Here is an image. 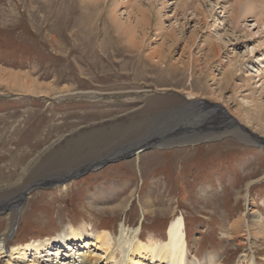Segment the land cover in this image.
<instances>
[{
  "label": "rangeland",
  "instance_id": "1",
  "mask_svg": "<svg viewBox=\"0 0 264 264\" xmlns=\"http://www.w3.org/2000/svg\"><path fill=\"white\" fill-rule=\"evenodd\" d=\"M115 2L122 21L137 13L140 2L149 10L147 25L132 14L137 47L127 45L111 23L109 10ZM235 3L0 0V68L28 75L46 91L30 95L0 87V189L11 187L0 191V200L18 202L17 208H0V237L13 224L8 249L55 238L70 225L84 223L106 228L116 237L126 225L140 229L145 242L150 236L164 239L168 225L181 215L197 260L215 256L223 264H239L240 257L252 251L257 264H264V238L251 247L228 235L232 223L244 214L252 222L253 211L259 210L264 221V141L256 139L264 138V126L247 122L245 111L252 105L242 102V97H251L264 104V80L258 85L259 79L252 80V88L243 80L256 71L264 46L258 48L257 37L237 33V40L232 35L230 8ZM263 7L261 2L257 12L262 21ZM171 31L178 42L169 39ZM218 33L224 36L223 50L208 64L207 50L200 49ZM164 45L170 51L167 61L148 58ZM186 45L192 55L183 53ZM189 57L188 69L181 63L171 68L172 61ZM229 61L237 71L229 86H219ZM193 101L203 106V118L193 120L188 131L158 126L165 114L188 110ZM146 135L156 140L150 145L165 140L172 141L171 146L112 162L65 188H38L23 200L31 184L78 173L79 167ZM12 210L15 218L10 219ZM93 254L105 258L101 251ZM0 264H7V259Z\"/></svg>",
  "mask_w": 264,
  "mask_h": 264
},
{
  "label": "bare ground",
  "instance_id": "2",
  "mask_svg": "<svg viewBox=\"0 0 264 264\" xmlns=\"http://www.w3.org/2000/svg\"><path fill=\"white\" fill-rule=\"evenodd\" d=\"M99 1L100 0H83V2L85 3L89 2L91 4L92 2L98 3ZM104 1L106 3L107 0ZM230 1L232 2L233 0ZM261 2H263L264 4V0H236V3L231 5L230 8L231 9L230 12L232 13L231 16L232 35L236 39L238 38L237 40H239L238 34L241 33H244L243 37L246 38L257 37L259 41L261 40L258 45V48H262L264 46V21H262V19L258 18L257 16V12ZM218 4L219 2L216 3V6ZM137 6H138L137 13L136 14L135 12L129 13V19H126L125 21H122L124 19H122L120 15H117L116 10L118 5L116 4V2L114 6L109 10L110 20L112 21L111 23L113 24L115 30L117 31L116 33L117 34L119 33L120 36H122V38L124 39L127 45L135 46V47H137V43H138L136 41L138 29H136L135 28L136 25L133 24L132 14L137 15L134 16L135 17L134 19L139 17L137 20L139 24L147 25L149 21V16L147 15L149 10L147 8L144 9L143 7L144 5L141 2ZM263 11H264V7H263ZM198 12H199L198 16L199 15L202 17L204 16L203 11L199 10ZM217 24L216 26L218 27ZM247 24H251V25H247ZM161 28H162V24L161 22H159L158 29ZM171 32L172 33L169 35V39L171 38V40H173V43H175L174 41H177L176 35H173L175 31H171ZM220 34L221 33H218L217 37L212 35V38L209 39L208 41H205L206 44H203L202 49H200L201 51L207 50L205 57L208 58V64L214 61L218 57V53L223 50V46H221L222 44L220 42L223 40L224 36L221 37ZM195 38H197V36ZM254 40L256 41V39ZM194 44L196 45V43ZM165 46L166 45H164L163 48H159L155 51L153 50V52H150L147 55L148 58L153 61H157L158 63H163V61H167V58L169 57L167 54H169L170 51H168L167 53ZM185 47L188 48L189 50L188 49L184 50L183 53L187 52L190 55H192L191 47L189 45H186ZM250 52H253V50ZM180 63L182 66L188 69L189 68L188 65L191 63V59L189 57L187 61H184L181 58L176 60L175 63H173L172 61L171 68L176 67V65H179ZM256 63L258 64L254 66V68H256L254 70L256 71H252L254 72V74L253 73H252L253 75L249 74L250 76L243 79L244 83H246L250 87L252 86L251 84L252 80L256 78L259 79L258 81H256L257 85L262 80H264V53L261 54V58L258 59ZM234 67H235L234 64L231 62L229 63V65L225 67V70L222 73L223 76L218 81L217 85L221 86L223 83H225L226 84L225 86L227 85L229 86L232 83L236 70L234 69ZM203 71L204 70L199 72L202 73ZM214 79L216 80L215 77L213 78V80ZM0 87H5L12 91H18L30 95H40V93L46 94V91L44 90L40 91L42 85L37 84L33 79L28 77V75H24L18 72L16 73L8 72L2 68H0ZM261 87H263V84ZM206 90L210 91L212 95H215L213 89L207 87ZM255 91L256 90H253V92ZM242 98H243L242 102L244 101L246 105L247 104L252 105V108H249V111H245L246 112L245 118L247 119V122L248 123L254 122L255 124H258L263 127L264 104L258 103L257 100H255V98L253 99L251 97H242ZM220 99L221 97L219 98V100ZM199 103L201 104L203 102L200 101ZM194 104L195 103L193 101L191 104L193 106L190 105L191 107L188 110L174 109L168 114H165V118H163V120L161 119V122L160 120L158 121L159 124L158 126L159 127L161 126L162 128V125L164 127H168L167 124H170L171 131H178L182 129L188 131L189 128L194 126V124L191 123H193L195 120L200 121V119L203 118L202 117L203 115H201L202 113L200 112L203 109V106L195 105L201 108L198 109L194 106ZM251 113L253 115H250ZM223 116L227 117L229 121H234V119H232V117L230 116L228 117L226 113H223ZM231 123L233 124V122ZM234 124L237 125L236 122ZM192 134L193 136L200 135L198 133L194 134L193 132ZM190 137L191 135H188L186 139H189ZM256 139L262 140L264 138L256 137ZM155 141H156L155 139L153 138L150 139L149 135H146L143 139L140 140L138 139L137 141L130 143L129 145H125L121 149L110 153V155H107L106 158H100L93 163H89L87 165L79 167V169L77 170L86 169L89 166L97 167L102 163H105L106 161H109L111 159L113 160L114 158L123 155L124 153L128 152L134 147L137 146L145 147L152 143H156ZM170 142L172 141L164 140L163 142H161V144L157 146H155V144L151 146H155L157 148H159L160 146H171ZM138 155L137 157H139ZM62 187L65 188L66 185H62ZM7 188H11V187L7 186L1 188L0 191L5 190ZM10 200H12L13 202H8ZM9 204H10V208L12 207L14 209L18 207L17 205L18 202L14 201L13 199L5 200V201L0 200V208H5ZM251 205L254 206V203H252ZM145 208L144 211H146ZM14 213L16 212L13 211V213H11L12 216L10 217V219L15 218ZM244 215L232 223V225L228 230L229 231L228 235H230L232 239H234L235 237L240 239L242 238V240L250 242L252 244L251 245L252 247L255 241H257L260 238H264L263 216L259 212V210H255L252 213V215H254L253 220L252 222H250L247 220V217H245ZM12 231H13V224L12 222H10L7 225V227L4 229L3 233H1V237H0V260L6 258L7 264H223V262L220 261L219 258L215 256L207 257L205 258L204 261H200L196 259V257L193 255L192 249H190V245L188 242V233L186 231L185 218L184 216L181 215L174 217V219L168 225L166 230V237L164 239L163 238L156 239L150 236L148 237L146 242L141 237L140 229L132 230L126 227V225H121L119 230V236L116 237L111 231H109L106 228L94 229L92 226L84 223L82 226L70 225L67 230L63 231L55 238L46 237L38 240H32L23 244L13 245L11 246V249H8V243L10 241ZM240 245H242V242L240 243ZM54 249L56 250L55 252ZM96 251L103 252L105 258L103 259L102 256H96L95 254H93ZM32 257L33 259L31 261H28L30 260L29 258ZM255 259H256L255 254L254 252L251 251L249 253H244L240 257L238 263L241 264L246 262L249 264H257V260L255 261Z\"/></svg>",
  "mask_w": 264,
  "mask_h": 264
},
{
  "label": "water",
  "instance_id": "3",
  "mask_svg": "<svg viewBox=\"0 0 264 264\" xmlns=\"http://www.w3.org/2000/svg\"><path fill=\"white\" fill-rule=\"evenodd\" d=\"M104 97H105V96H103V98H104ZM0 98H3V97H0ZM97 98H98V97H86V99H92V100L97 99ZM106 98H109V97L106 96ZM117 99H120V97H118ZM261 141H264V140H261ZM138 149H139V147H137V150H138ZM132 151H133V150H132ZM132 151L128 152V153L125 154V155H122L121 157L117 158L115 161H119V160H123V159L130 158V157L133 156V155L135 154V152H136V150H134L133 152H132ZM87 170H88V172H89V171H92L93 168H92V167H89ZM87 170H86V171H87ZM81 173H83V172H81ZM81 173L75 175L74 177L79 176ZM72 178H73L72 176H69V177H67L66 179L54 180V181L42 180V181L39 182V183L31 184L30 187H29L26 191H24V192L22 193L23 200L26 199V198L28 197V195H29L31 192H33L34 190H36V189H38V188H48V187H51V186H55V185H58V184H60V183H63V182L69 181V180H71Z\"/></svg>",
  "mask_w": 264,
  "mask_h": 264
}]
</instances>
